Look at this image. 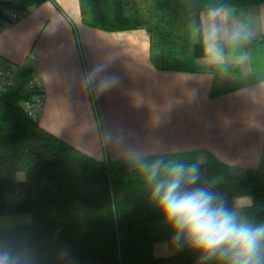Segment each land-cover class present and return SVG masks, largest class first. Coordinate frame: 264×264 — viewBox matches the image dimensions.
<instances>
[{"label":"trees","instance_id":"16d2710c","mask_svg":"<svg viewBox=\"0 0 264 264\" xmlns=\"http://www.w3.org/2000/svg\"><path fill=\"white\" fill-rule=\"evenodd\" d=\"M44 1L0 0V21L9 24L7 11L26 13ZM257 4L264 6V0H79L87 25L146 30L158 69L211 72L212 96L264 80V32L217 42L223 53L248 56L250 69L241 82L238 62L214 61L206 68L199 63L207 55L201 13ZM3 67L13 77L0 86V216L31 213L32 220L0 226V264H227L201 258L183 236L173 240L175 232L148 180L157 162L158 178L165 167L196 165L199 179L193 188L208 189L240 219L264 224V170L235 174L214 157L200 162L189 153L95 159L38 126L31 115L28 105L44 98L33 61L18 66L0 56ZM238 195L251 196V204L235 207ZM157 242H166L173 253L154 255Z\"/></svg>","mask_w":264,"mask_h":264},{"label":"crops","instance_id":"0c3cea01","mask_svg":"<svg viewBox=\"0 0 264 264\" xmlns=\"http://www.w3.org/2000/svg\"><path fill=\"white\" fill-rule=\"evenodd\" d=\"M256 6L203 11L205 44L213 26L218 49L234 33H263L264 6ZM219 51L246 77L247 55ZM0 56L33 61L44 91L38 126L95 159L189 153L242 170L264 162V80L212 96L211 72L158 69L146 30L87 25L79 0H45L0 26Z\"/></svg>","mask_w":264,"mask_h":264},{"label":"clouds","instance_id":"9594fccd","mask_svg":"<svg viewBox=\"0 0 264 264\" xmlns=\"http://www.w3.org/2000/svg\"><path fill=\"white\" fill-rule=\"evenodd\" d=\"M239 33L231 37L235 40ZM206 51L222 59L216 48L217 29L208 32ZM107 86V82H105ZM159 162L151 166L148 180L153 182L152 197L175 236L184 237L203 259L216 257L227 264H264V224L240 219L206 188H193L199 179L196 165L165 167L157 177Z\"/></svg>","mask_w":264,"mask_h":264},{"label":"rangeland","instance_id":"374dc122","mask_svg":"<svg viewBox=\"0 0 264 264\" xmlns=\"http://www.w3.org/2000/svg\"><path fill=\"white\" fill-rule=\"evenodd\" d=\"M263 4H257V9L259 7H262ZM261 33H257L256 37L260 36ZM217 48V46H216ZM219 51V49L217 48ZM220 56L222 57V53L219 51ZM204 59V58H203ZM211 61H225V58L223 57L222 59H217L215 54L212 52H207V56L204 60H201L199 62L202 65H205L207 63H210ZM205 63V64H203ZM36 70V69H35ZM35 74V73H33ZM246 77L241 78V82H245ZM232 169V168H231ZM261 170H264V162L260 168ZM232 171L235 174H244L246 170L242 169H232ZM18 179H23L24 178V173L19 172L17 174ZM233 205L235 207L238 206H243V205H248L251 204L252 198L249 195H238L233 197ZM32 220V215L31 213H20V214H9V215H1L0 216V226H8V225H16V224H24V223H29ZM153 254L156 256H166L170 255L173 253V250L167 245L166 242H157L154 243L153 245Z\"/></svg>","mask_w":264,"mask_h":264},{"label":"built area","instance_id":"2783aa9c","mask_svg":"<svg viewBox=\"0 0 264 264\" xmlns=\"http://www.w3.org/2000/svg\"><path fill=\"white\" fill-rule=\"evenodd\" d=\"M8 18L10 19L11 23H14L21 19L25 13L18 12V11H7ZM4 25L2 21H0V26ZM13 73L11 69L7 67H3L0 70V86L7 81V79H12ZM43 99L36 98L31 104L28 105V109L31 115L36 119L39 115L41 106H42Z\"/></svg>","mask_w":264,"mask_h":264}]
</instances>
